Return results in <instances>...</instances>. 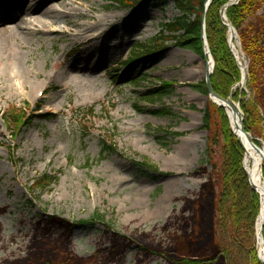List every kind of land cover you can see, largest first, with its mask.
<instances>
[{"label":"rangeland","instance_id":"obj_1","mask_svg":"<svg viewBox=\"0 0 264 264\" xmlns=\"http://www.w3.org/2000/svg\"><path fill=\"white\" fill-rule=\"evenodd\" d=\"M71 1L44 0L42 7L63 10ZM76 2L55 35L33 36L28 45L0 40V68L27 55L33 76L39 74L34 98L0 85V264H176V241L186 235L194 241L183 246L186 257L223 264L212 229L218 187L206 149L215 138L211 160L220 167L227 116L190 88L204 84L203 69L195 78L190 73L203 58L163 34L180 13L172 0L150 2L133 18L115 0ZM98 19L105 23L99 32ZM156 48H167L156 62L126 64L133 52L142 58ZM162 84L174 86L172 94L148 100ZM156 109L173 116L150 113Z\"/></svg>","mask_w":264,"mask_h":264},{"label":"trees","instance_id":"obj_2","mask_svg":"<svg viewBox=\"0 0 264 264\" xmlns=\"http://www.w3.org/2000/svg\"><path fill=\"white\" fill-rule=\"evenodd\" d=\"M156 0H115L119 7H130L133 18L146 5ZM166 2L168 0H162ZM180 16L163 25V34L172 40L177 48L191 50L203 57L201 39V19L205 0H172ZM229 0H213L205 14V37L209 52L214 62L210 85L215 94L222 99H231L239 104L243 114L242 126L253 142L264 143V0H239L225 11L227 22L221 16V9ZM235 30L240 49L247 61V80L245 89L233 88L241 79L239 68L228 45V27ZM167 48L149 49L145 55L137 56L133 52L132 63L139 59L156 62V53ZM144 56V57H143ZM170 84H162L158 89L147 93V99L162 100L172 94ZM200 94H206L205 83L190 85ZM159 117H172L167 109L150 110ZM209 111H203V128H209ZM220 148L221 164H212V146L216 139L211 138L207 145L208 161L213 168L214 180L218 193L214 199L212 229L214 245L223 264H262L257 258L255 247V223L259 213V195L249 185L248 176L243 168L244 149L231 132L226 118L222 127ZM169 134V133H165ZM181 136L180 134H174ZM110 147H103V152ZM151 169L147 162L138 163ZM264 178V165L262 167ZM211 188L213 186L211 184ZM264 235V224L262 227ZM210 259L189 258L179 260L178 264H209Z\"/></svg>","mask_w":264,"mask_h":264},{"label":"bare ground","instance_id":"obj_3","mask_svg":"<svg viewBox=\"0 0 264 264\" xmlns=\"http://www.w3.org/2000/svg\"><path fill=\"white\" fill-rule=\"evenodd\" d=\"M72 4H65L63 10H57L53 7L44 8L42 7L44 4V0H0V7L2 9H6V6L11 5L8 11L0 12V40L5 39H21L27 42V45L31 43L33 36H42L45 34L55 35L57 33L54 30V26L61 20L66 19L72 15L73 4L77 3L76 0L71 1ZM41 9V10H40ZM40 11V12H39ZM15 13V15L11 14ZM38 12V13H37ZM34 13H37L34 15ZM33 14L34 16H31ZM28 16L27 18H25ZM17 17L20 20L16 25H6L8 21L11 19H15ZM103 19H98L96 21V30L99 32L103 26H105ZM94 33H90L86 35L85 38H91ZM82 36V35H80ZM79 37V36H78ZM231 39V43L229 44L230 50L234 58L240 63L242 67V58L239 50V44L236 38V35L231 34L229 36ZM1 45V44H0ZM205 52L207 49L205 48ZM3 58V53L0 49V62ZM29 60L26 56L17 55L13 58L12 62L6 68H0V85L4 86L3 88H9V90L19 97L21 96H29L34 98V89H33V81L34 78L38 77L39 74L36 73L33 76V71L28 68ZM72 69L84 70L88 71L89 67L84 66L80 68L79 66L72 65ZM93 66L91 67V69ZM199 70H193L191 68L190 72L192 74V78H195L201 74V70L203 69L205 73L207 70L211 69V64L206 65L205 62L201 63ZM245 71V70H244ZM67 74V73H66ZM34 77V78H33ZM0 87V89H3ZM26 91V93H25ZM212 103H216L218 105H222L225 110V114L229 121L231 129L238 136L244 148V166L248 173V177L250 180V184L256 189L260 197L259 203V213L256 219V233H257V252L258 258L261 263L264 264V235L262 234V227L264 223V180L262 179L261 171L262 166L264 165V151L261 149V152L258 153L255 151L249 139L244 135L240 129V114L238 113V109L236 105L229 103H222L215 98H210ZM46 111H43L44 114ZM46 114V113H45ZM3 168L0 166V169ZM4 208L3 206H1ZM1 214V213H0ZM23 224L25 221L22 220ZM2 224L0 223V230ZM40 223L36 222L34 224V228L31 227L29 231L34 234V231L40 230ZM70 251L72 250L69 248ZM73 252V251H72ZM33 255V254H32ZM74 255L78 259H82L84 256H80L78 254ZM38 256V255H35Z\"/></svg>","mask_w":264,"mask_h":264},{"label":"water","instance_id":"obj_4","mask_svg":"<svg viewBox=\"0 0 264 264\" xmlns=\"http://www.w3.org/2000/svg\"><path fill=\"white\" fill-rule=\"evenodd\" d=\"M213 0H205V2H204V11H203V14H202V19H201V24H202V28H201V39L204 41V47L207 49V52H205V48H203V57H204V61H205V63H206V65H208L209 63L211 64V69L209 70H207V72H206V75H205V85H206V92H207V97H209V98H215V99H217L218 101H220V102H222V103H229L230 101L229 100H224V99H222L220 96H218L217 94H215L214 92H213V90H212V88H211V85H210V76H211V74H212V71H213V68H214V63H213V60H212V58H211V55L209 54V50H208V46H207V42H206V37H205V14H206V12H207V10H208V8H209V6H210V4H211V2H212ZM231 4H233V3H227L223 8H222V10H221V16H222V18H224L225 20H226V16H225V10L227 9V7L229 6V5H231ZM227 26H228V29H229V36L231 35V34H234V35H236L235 34V30L229 25V24H227ZM232 41H231V39L229 38L228 39V43L230 44ZM244 69H242V76H241V82H240V85H241V87H243L244 85H245V82H246V76H247V74H246V72H244L243 71ZM216 104V103H215ZM231 104H233V103H231ZM218 107H221V108H223V106L222 105H218V104H216ZM236 107H237V109H238V113L240 114V129H241V131H242V133L244 134V135H246V137L249 139V141H250V144H251V146H252V148L255 150V151H257L258 153H260L261 152V150L253 143V141H252V139H251V137L249 136V134H247L245 131H244V129H243V127H242V121H243V118H242V113L240 112V110H239V107H238V105H236ZM231 131H232V133L238 138V136L234 133V131L231 129ZM239 139V138H238ZM241 142V141H240ZM242 144V143H241ZM263 151H264V149H263ZM248 174V173H247ZM251 185V184H250ZM251 187L253 188V190H255L256 191V189L251 185Z\"/></svg>","mask_w":264,"mask_h":264},{"label":"flooded vegetation","instance_id":"obj_5","mask_svg":"<svg viewBox=\"0 0 264 264\" xmlns=\"http://www.w3.org/2000/svg\"><path fill=\"white\" fill-rule=\"evenodd\" d=\"M203 189H204V188H203ZM203 189L200 190V191L202 192ZM199 196H200V195H199ZM199 196H197L196 199L193 200V202L191 201V204H193V206H192L193 209L195 208V205H196V203H197L196 200H197V198H198ZM187 210H188V208H184L182 212H183V213H186ZM187 212H188V211H187ZM165 229H166V228H165ZM176 243H179V244H180V249L177 250V252H176L177 254H176V257H175L176 262H178L179 260H182V259L185 258V255H186V254L183 253V251H184L183 248L185 247V245H188V247L190 248V247L193 245L194 241L192 240L191 236L186 235V236H184L183 239L177 240ZM183 246H184V247H183ZM176 264H178V263H176Z\"/></svg>","mask_w":264,"mask_h":264}]
</instances>
